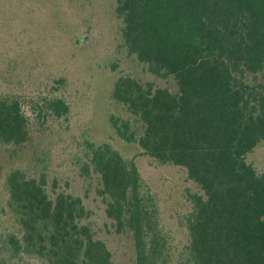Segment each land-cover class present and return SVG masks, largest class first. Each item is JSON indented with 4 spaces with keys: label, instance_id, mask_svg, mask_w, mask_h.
I'll use <instances>...</instances> for the list:
<instances>
[{
    "label": "trees",
    "instance_id": "16d2710c",
    "mask_svg": "<svg viewBox=\"0 0 264 264\" xmlns=\"http://www.w3.org/2000/svg\"><path fill=\"white\" fill-rule=\"evenodd\" d=\"M112 12L118 35L103 46L115 53L102 65L114 77L111 137L85 124L99 102L90 78L88 103L77 111L66 77L54 79L60 93L0 90V222L8 221L0 264H122L97 236L85 196L50 174L53 155L41 143L51 132L69 137L72 165L97 181L113 232L131 238L132 264H264V170L249 160L264 141V0H114ZM14 31L0 27L5 44ZM83 35L76 46L84 47ZM123 51L153 76H172L177 90L124 70ZM116 140L185 172L194 189L183 190L184 240L163 228L156 196ZM26 150L29 160L9 164Z\"/></svg>",
    "mask_w": 264,
    "mask_h": 264
},
{
    "label": "rangeland",
    "instance_id": "374dc122",
    "mask_svg": "<svg viewBox=\"0 0 264 264\" xmlns=\"http://www.w3.org/2000/svg\"><path fill=\"white\" fill-rule=\"evenodd\" d=\"M113 3L114 0H0V27L9 25L11 30L14 27L16 30V37L10 38L7 44L0 38V54L4 55L0 56L3 65L0 64V90L31 98L37 96L38 92L60 93L66 87L64 92L73 98L76 103L74 110L77 111L88 103L90 90L87 83L91 82L90 78L99 91V102L94 107V114L89 113L85 117V124L91 126L93 136L111 137L107 95L114 77L102 65L108 63L106 54L115 53L112 45L103 44L110 40L111 35L116 39L119 31V20L112 12ZM81 28L89 30L92 38H87L85 33L83 35ZM79 35H83L81 43L84 47L76 46L73 42ZM9 55L14 59H8L6 56ZM116 55L121 58L124 70L154 81L158 86L177 90V82L172 76H153L124 51ZM13 63L15 66H11ZM60 77L67 78V85L62 90L54 83V79ZM24 110L28 111L26 107ZM84 113L81 111L79 117ZM72 124L76 122L72 121ZM59 128L57 126V132ZM39 137L36 133L35 141H39ZM118 141L115 143L121 145ZM42 142L41 146H46L44 149L53 155L50 158V174L57 177L60 188L85 196L87 205L93 211L91 221L97 236L107 241L119 262L132 264L131 238L113 232L111 221L104 212L105 204L96 194L97 181L81 177L77 167L72 165L71 150L66 147L70 145L69 137L60 138L51 132ZM120 148L135 158L148 189L156 196L163 228L173 239L184 240L178 218L190 210V202L183 195V190L188 186L194 189L185 179V172L171 165L154 164L148 157L139 154L136 147L121 145ZM30 156L27 150L18 158L10 159L9 156V164L29 160ZM6 160L7 156L0 154V163ZM249 160L259 170H264V141L249 155ZM7 223V218L3 216L0 227H6Z\"/></svg>",
    "mask_w": 264,
    "mask_h": 264
}]
</instances>
